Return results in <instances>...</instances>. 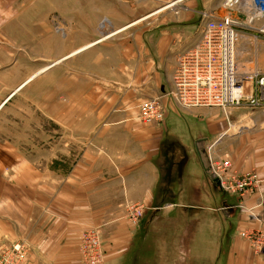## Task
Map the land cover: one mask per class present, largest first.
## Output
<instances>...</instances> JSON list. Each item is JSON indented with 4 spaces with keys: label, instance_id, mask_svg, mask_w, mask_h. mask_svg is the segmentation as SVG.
Returning a JSON list of instances; mask_svg holds the SVG:
<instances>
[{
    "label": "crops",
    "instance_id": "0c3cea01",
    "mask_svg": "<svg viewBox=\"0 0 264 264\" xmlns=\"http://www.w3.org/2000/svg\"><path fill=\"white\" fill-rule=\"evenodd\" d=\"M184 4L159 22L166 6L141 15L133 0H117L121 11L104 0L103 24L90 0H0V262L21 245L17 264H86L82 237L95 228L102 264H264L239 235L264 222V109H184L171 94L202 13L244 22L241 73H264V20L248 23L249 8L229 12L224 0ZM39 89L43 103L55 90L61 98L62 155L48 134L46 164L20 144ZM156 98L164 121H141V102ZM201 138L214 168L228 160L229 174L256 172L259 192H225L200 163ZM130 205L143 209L136 221Z\"/></svg>",
    "mask_w": 264,
    "mask_h": 264
},
{
    "label": "built area",
    "instance_id": "2783aa9c",
    "mask_svg": "<svg viewBox=\"0 0 264 264\" xmlns=\"http://www.w3.org/2000/svg\"><path fill=\"white\" fill-rule=\"evenodd\" d=\"M249 3L248 23L264 20V0H227L230 4ZM246 2V3H247ZM202 34L198 41L179 52L175 58L176 67L172 74L171 94L182 108H220L227 113L230 108L247 106L264 109V73L259 70L244 72L238 70L237 43L241 38L239 21L231 14L217 16L202 13ZM264 33V26L260 28ZM140 118L145 123L163 122L165 110L159 98L145 100L140 104ZM231 163L220 160L215 166L222 188L230 195L240 198L259 192L261 178L250 171L235 176L230 172ZM224 172V173H221ZM264 217V195L258 203ZM242 210L245 206L240 205ZM252 210V209H251ZM129 217L137 220L143 209L138 205L128 206ZM257 218L255 213H251ZM258 219V218H257ZM250 246L254 255L264 260V222L262 226H248L239 232ZM81 252L86 264H102L103 243L100 232L89 229L82 237ZM21 245L13 249V258L6 256L0 264H17L23 258Z\"/></svg>",
    "mask_w": 264,
    "mask_h": 264
},
{
    "label": "rangeland",
    "instance_id": "374dc122",
    "mask_svg": "<svg viewBox=\"0 0 264 264\" xmlns=\"http://www.w3.org/2000/svg\"><path fill=\"white\" fill-rule=\"evenodd\" d=\"M64 0H60L62 3ZM87 1V0H86ZM100 1L104 0H90L91 3H93L94 7V20H96L99 23H108L104 15L101 14L100 10ZM110 7L109 10L111 11L112 9L118 8L119 11L120 7L117 5L116 7V1L117 0H107ZM121 1V0H120ZM125 1V0H123ZM131 1V0H129ZM136 4H138L139 13L141 15H147L154 9H159L161 7H165L166 9L163 10L162 13H158L157 17L159 18V22L164 19V17H169L170 14H174L173 12H179L181 9H183V5L185 0H182L180 3V0H133ZM174 1V2H173ZM179 3H178V2ZM173 2H177V5H173ZM224 8L225 10L231 12L235 8H240V7H245L249 8V3L247 1L242 2V4H230L227 2V0H224ZM247 2V3H246ZM128 4V3H127ZM173 5V6H172ZM169 6V7H168ZM128 6H126L127 8ZM132 6H130L131 8ZM117 9V10H118ZM124 11V8H123ZM228 14V13H227ZM245 19L244 21L247 20L248 17L246 16L245 12ZM155 17V16H154ZM154 19V18H153ZM243 20V19H242ZM147 24V23H146ZM144 24V25H146ZM240 72V71H239ZM241 73V72H240ZM244 73V72H243ZM242 73V74H243ZM246 73V72H245ZM67 81L69 80L66 76ZM70 81V80H69ZM73 80L70 81V85L73 86ZM35 103L34 107L29 109H25V111H30V114L28 117L25 118V120L21 119V128L22 132L20 135L25 139L22 142H20L21 147L23 151L27 154H32L31 158L34 160H37L40 164L41 163H49L53 159V153H52V142L54 141V153L55 156L54 158H61V148H62V139L60 138V130L61 126L59 123V117H60V110L61 107L59 106L60 104V94H58V91L55 90L53 93H51V98H50V105L47 99H45L44 103L42 101L43 95L41 94V91L39 89L38 93H35ZM48 102V103H47ZM73 108V107H72ZM69 109V108H68ZM75 111V110H74ZM50 114L52 120H50ZM49 135H53V141L48 138ZM61 162V160H60ZM62 164V163H60Z\"/></svg>",
    "mask_w": 264,
    "mask_h": 264
},
{
    "label": "water",
    "instance_id": "95a60500",
    "mask_svg": "<svg viewBox=\"0 0 264 264\" xmlns=\"http://www.w3.org/2000/svg\"><path fill=\"white\" fill-rule=\"evenodd\" d=\"M206 140L207 138H201L196 142V149L198 151L200 163H202L206 174H208L214 180H218L219 177H217L213 163H211L208 148H206Z\"/></svg>",
    "mask_w": 264,
    "mask_h": 264
},
{
    "label": "bare ground",
    "instance_id": "6f19581e",
    "mask_svg": "<svg viewBox=\"0 0 264 264\" xmlns=\"http://www.w3.org/2000/svg\"><path fill=\"white\" fill-rule=\"evenodd\" d=\"M178 2V1H177ZM177 2H175V4L177 3ZM174 4V3H173Z\"/></svg>",
    "mask_w": 264,
    "mask_h": 264
}]
</instances>
